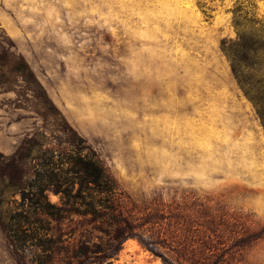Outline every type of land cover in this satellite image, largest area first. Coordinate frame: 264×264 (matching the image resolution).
<instances>
[{"label": "rangeland", "instance_id": "374dc122", "mask_svg": "<svg viewBox=\"0 0 264 264\" xmlns=\"http://www.w3.org/2000/svg\"><path fill=\"white\" fill-rule=\"evenodd\" d=\"M258 43L264 0H0V264H42L9 228L50 151L81 164L45 193L70 211L48 264H264V125L229 55L255 82Z\"/></svg>", "mask_w": 264, "mask_h": 264}, {"label": "trees", "instance_id": "16d2710c", "mask_svg": "<svg viewBox=\"0 0 264 264\" xmlns=\"http://www.w3.org/2000/svg\"><path fill=\"white\" fill-rule=\"evenodd\" d=\"M240 43V47L238 45L240 49L254 48L246 45L242 37ZM256 48L257 51L264 52L263 43H258ZM224 50L226 51L225 48ZM235 52L229 51V55L233 59V73L245 94L255 103L264 125V57H256V71L260 72L261 78H255L256 80L253 82V78H247L244 75L245 70L241 66L243 61L236 56ZM47 154V161L43 164L44 170L41 172L38 182V195L44 200L31 199L30 202L32 204L30 205L31 211L28 212L29 214L12 216L9 228V234L14 246L22 251L31 250V252L42 255V264L49 263V254L54 249V246L57 245V239L52 235L50 222L46 217L62 219L65 214L70 212L66 208L52 205L45 193L50 191L57 195L65 194L67 181H65L64 175L72 173L71 167L74 168L75 165L81 164V161L72 163L71 157L69 158V155L63 152L50 151ZM96 176L97 182L105 185V192H112V183L103 175L102 171ZM80 191L83 193L82 189ZM99 207L107 211L111 209L107 204L100 205L96 202H88L76 208L75 212L81 216L92 215L95 218H99Z\"/></svg>", "mask_w": 264, "mask_h": 264}]
</instances>
